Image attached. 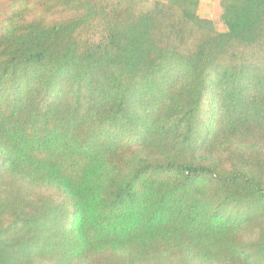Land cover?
Here are the masks:
<instances>
[{"label": "trees", "instance_id": "trees-1", "mask_svg": "<svg viewBox=\"0 0 264 264\" xmlns=\"http://www.w3.org/2000/svg\"><path fill=\"white\" fill-rule=\"evenodd\" d=\"M0 0V264H264V0Z\"/></svg>", "mask_w": 264, "mask_h": 264}, {"label": "rangeland", "instance_id": "rangeland-1", "mask_svg": "<svg viewBox=\"0 0 264 264\" xmlns=\"http://www.w3.org/2000/svg\"><path fill=\"white\" fill-rule=\"evenodd\" d=\"M220 13L219 0H199L198 18L209 22L212 28L218 32H222L225 29L219 22Z\"/></svg>", "mask_w": 264, "mask_h": 264}]
</instances>
